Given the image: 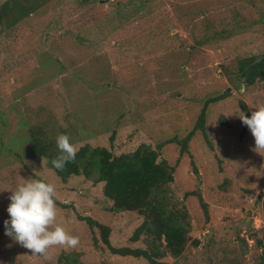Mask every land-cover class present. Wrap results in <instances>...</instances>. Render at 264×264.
Instances as JSON below:
<instances>
[{"label":"rangeland","instance_id":"obj_1","mask_svg":"<svg viewBox=\"0 0 264 264\" xmlns=\"http://www.w3.org/2000/svg\"><path fill=\"white\" fill-rule=\"evenodd\" d=\"M261 54L264 0H46L2 30L0 264H59L73 252L82 264H149L112 255L99 230L82 220L109 226L115 247L145 249V238L129 242L143 219L111 211L96 175L62 181L21 141L25 125L42 127L54 141L60 127L74 130L76 151L88 145L119 156L184 139L206 101L222 94L208 107L209 140L198 132L190 154L181 156L177 144L161 151L171 165L179 162L171 190L187 207L191 243L159 264H256L257 240L264 241V151L254 150L238 116L242 101L250 114L264 106V83L249 85L235 74L238 61ZM29 178L54 184L63 205L56 204V224L79 237L75 248L57 245L36 257L4 234L10 191ZM192 192L203 196L209 217L198 197H185Z\"/></svg>","mask_w":264,"mask_h":264},{"label":"trees","instance_id":"obj_2","mask_svg":"<svg viewBox=\"0 0 264 264\" xmlns=\"http://www.w3.org/2000/svg\"><path fill=\"white\" fill-rule=\"evenodd\" d=\"M46 0H9L0 7V34L21 23L33 12L39 10ZM238 81H248L249 85L256 82L264 83V54L253 55L238 61L235 74ZM242 86V85H239ZM227 95H220L206 101L193 130L182 140L174 138L158 145L155 149L147 144H141L134 152L115 155L105 147L84 145L76 151L74 161L68 162L63 170L53 168L51 161L58 157L59 150L56 141L49 138L42 127L28 126V136L22 138L31 149L33 156L45 158L48 167L64 182L72 177L84 176L88 179L95 175L96 183H104L103 193L111 202V211H128L138 214L142 223L135 229L130 243H137L145 238L147 248L130 246L115 247L110 241L111 228L99 221L85 217L89 229L94 233L99 230L104 244L114 256L134 257L144 259L149 264H159L168 255L178 258L183 255L191 243L189 236L191 223L189 213L183 201H174L171 185L175 182V173L179 166L171 165L162 158V149L169 144L180 146L181 156L190 154L189 143L201 132L206 141L208 107L218 103ZM243 112L250 117V111L245 102H241ZM61 134H67L73 144L77 133L60 127ZM115 133V132H114ZM114 137L111 138V141ZM209 142V141H208ZM196 174H198L195 168ZM196 196L207 217L209 207L200 193H187L185 197ZM57 205H60L55 201ZM63 206V205H60ZM65 207V206H64ZM96 238V237H95ZM97 239V238H96ZM198 246V241L194 242ZM257 248L261 255L256 264H264V241L257 240ZM59 264H82L80 253H63Z\"/></svg>","mask_w":264,"mask_h":264},{"label":"clouds","instance_id":"obj_3","mask_svg":"<svg viewBox=\"0 0 264 264\" xmlns=\"http://www.w3.org/2000/svg\"><path fill=\"white\" fill-rule=\"evenodd\" d=\"M238 117L254 138V150L258 153L264 151V106L258 107L250 117L242 111ZM56 145L60 154L51 164L53 168L63 170L68 162L75 160L76 148L67 134L58 135ZM22 180L23 183H18L10 191L4 234L31 250L36 257L46 256L49 248L57 245L75 248L79 244V237L56 224L54 184L42 179Z\"/></svg>","mask_w":264,"mask_h":264}]
</instances>
